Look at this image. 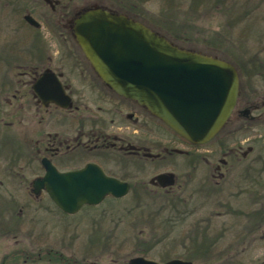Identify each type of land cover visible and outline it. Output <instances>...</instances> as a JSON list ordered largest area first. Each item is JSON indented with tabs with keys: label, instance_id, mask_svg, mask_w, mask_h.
Here are the masks:
<instances>
[{
	"label": "flooded vegetation",
	"instance_id": "af4514ba",
	"mask_svg": "<svg viewBox=\"0 0 264 264\" xmlns=\"http://www.w3.org/2000/svg\"><path fill=\"white\" fill-rule=\"evenodd\" d=\"M10 1L14 13L23 9V20L37 33L36 40L27 44L0 47V190L22 182L28 173L32 175L24 186L28 196H48L45 188L35 193L33 186L34 180L47 173L44 163L58 173L87 170L91 176L99 171L126 184L127 194L106 195L100 204H84L75 214L64 213L48 196L49 200L64 215L74 216L84 210L90 215L105 203L115 205L128 198L122 205L129 214L185 205L193 193L219 188L234 163L249 157L259 160L255 148L258 131L264 128V26L242 28L237 42L240 54L234 63L225 60L238 74V94L219 131L224 132L223 138L211 146L210 141L188 142L144 106L113 91L76 41V23L91 8L140 23L166 38L147 22L142 6L93 5L68 13L62 0ZM25 16L39 26L30 25ZM248 46L255 49L249 56L244 51ZM231 139L234 144L229 145ZM7 145L13 146L9 156L1 153ZM9 203L17 207L15 200ZM12 228L2 237L16 238V228ZM18 243L15 239L14 244ZM43 253L35 256L12 248L2 253L0 264H19L21 258V264L40 260L82 264L57 251Z\"/></svg>",
	"mask_w": 264,
	"mask_h": 264
},
{
	"label": "rangeland",
	"instance_id": "374dc122",
	"mask_svg": "<svg viewBox=\"0 0 264 264\" xmlns=\"http://www.w3.org/2000/svg\"><path fill=\"white\" fill-rule=\"evenodd\" d=\"M62 1L68 13L93 5L142 6L147 22L178 46L232 63L240 54L241 29L264 26V0ZM12 4L0 0V47L36 40L37 31L23 20V9L14 13ZM244 51L249 56L255 49L248 46ZM223 134L210 141L211 146H216ZM257 141L259 160L249 157L228 167L219 188L199 190L185 205L129 214L122 205L126 198L115 205L105 203L90 215L85 210L64 215L47 195L40 199L28 196L24 186L32 175L27 173L22 182L0 190V257L14 248L35 256L38 251L42 256L45 251H57L82 264H126L138 256L160 263L182 259L193 264H264V128L258 131ZM12 149V145L2 146L1 153L9 156ZM10 200H15L17 207H12ZM189 212L192 215L187 217ZM10 227L16 228V238L2 237Z\"/></svg>",
	"mask_w": 264,
	"mask_h": 264
},
{
	"label": "water",
	"instance_id": "95a60500",
	"mask_svg": "<svg viewBox=\"0 0 264 264\" xmlns=\"http://www.w3.org/2000/svg\"><path fill=\"white\" fill-rule=\"evenodd\" d=\"M76 23V41L99 77L117 94L135 100L172 131L192 144H205L224 126L238 94L235 67L220 58L179 48L148 27L101 8L86 10ZM25 20L39 24L31 17ZM47 173L34 180V192L45 188L64 213L84 204L97 205L106 195L120 198L128 186L96 171ZM126 264L163 263L132 257Z\"/></svg>",
	"mask_w": 264,
	"mask_h": 264
}]
</instances>
